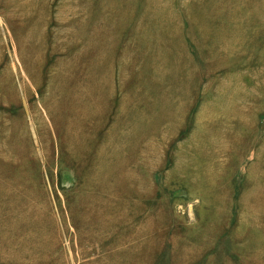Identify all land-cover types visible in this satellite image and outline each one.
I'll use <instances>...</instances> for the list:
<instances>
[{
	"label": "rangeland",
	"instance_id": "rangeland-1",
	"mask_svg": "<svg viewBox=\"0 0 264 264\" xmlns=\"http://www.w3.org/2000/svg\"><path fill=\"white\" fill-rule=\"evenodd\" d=\"M0 264H264V0H0Z\"/></svg>",
	"mask_w": 264,
	"mask_h": 264
}]
</instances>
